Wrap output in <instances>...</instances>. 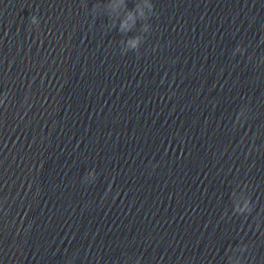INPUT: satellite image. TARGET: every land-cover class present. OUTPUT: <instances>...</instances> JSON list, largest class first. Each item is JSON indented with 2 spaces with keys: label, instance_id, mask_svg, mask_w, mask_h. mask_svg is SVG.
I'll list each match as a JSON object with an SVG mask.
<instances>
[{
  "label": "clouds",
  "instance_id": "1",
  "mask_svg": "<svg viewBox=\"0 0 264 264\" xmlns=\"http://www.w3.org/2000/svg\"><path fill=\"white\" fill-rule=\"evenodd\" d=\"M149 7H152L151 5H149ZM129 19L132 20V24L135 23V18L130 17ZM30 23L33 25H38L39 24V20L37 19V17L35 15H32L30 17ZM131 25H129L128 21H124L120 24V31L121 33L127 31L129 29ZM139 44V38L138 37H133L127 40V47L130 49H135L137 48ZM245 208H247V205L245 206ZM239 211H243V209H237Z\"/></svg>",
  "mask_w": 264,
  "mask_h": 264
}]
</instances>
